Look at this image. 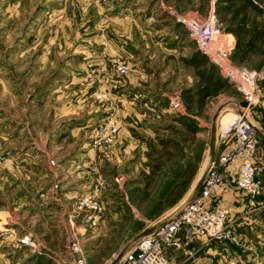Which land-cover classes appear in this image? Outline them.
<instances>
[{"label":"rangeland","instance_id":"obj_1","mask_svg":"<svg viewBox=\"0 0 264 264\" xmlns=\"http://www.w3.org/2000/svg\"><path fill=\"white\" fill-rule=\"evenodd\" d=\"M210 11L233 40L231 65L264 70V0H0V264L68 258L70 221L81 228L78 202L95 188L104 210L80 229L87 263L117 264L197 191L212 125L215 154L245 103L199 51L164 55L196 50L177 15ZM109 121L118 132L94 145ZM23 234L39 253L13 247Z\"/></svg>","mask_w":264,"mask_h":264},{"label":"built area","instance_id":"obj_2","mask_svg":"<svg viewBox=\"0 0 264 264\" xmlns=\"http://www.w3.org/2000/svg\"><path fill=\"white\" fill-rule=\"evenodd\" d=\"M176 20L185 26L193 40L195 49L215 64L225 78L241 95L245 106L240 107L231 121L220 126L222 147L212 156L206 165L204 178L198 190L174 214L159 222L149 233L139 238L135 245L127 250L117 264H169L165 248L175 243L177 234L182 231L188 240L201 239L206 242L231 239L228 227V215L231 208L221 203L232 190H239L251 198L262 193V184L256 178V162L264 159V142L250 114L253 109L263 113L264 128V70H247L231 65L230 53L233 40L224 34L216 15L210 11L205 17L177 15ZM129 67L124 62L116 64L118 75H126ZM169 107L182 113L183 106L177 94L169 97ZM118 132L114 121L105 124L103 134L94 141V145L111 142ZM259 149H262V157ZM54 164L51 159L49 161ZM97 188L92 194L82 198L77 205V214H82L80 226L71 220L67 233V249L72 255L71 264H88L81 242L83 231L95 227L103 215L104 206L96 201ZM253 204V198L249 200ZM20 244L27 246L31 253H39L38 244L29 234H23Z\"/></svg>","mask_w":264,"mask_h":264},{"label":"crops","instance_id":"obj_3","mask_svg":"<svg viewBox=\"0 0 264 264\" xmlns=\"http://www.w3.org/2000/svg\"><path fill=\"white\" fill-rule=\"evenodd\" d=\"M177 47L178 45L174 44L170 49L174 52L164 55L165 64L169 60L182 59L186 62V60L190 59L189 61L194 62V60L197 61L199 58L204 57L197 50L189 53L184 51L183 47H180L182 51L178 54V52H175ZM153 56L156 57V54H149L150 59ZM175 64L174 62L172 71L174 69L180 71L179 67L181 66H175ZM250 117L258 129L261 140L264 142L262 111L258 108L253 109ZM259 152L262 157V149ZM256 178L261 182L263 188L262 193L252 197L253 204L249 203L252 198L239 190H232L221 200L223 205L231 208L228 215L231 239L209 242L201 239L188 240L185 238L184 233L180 231L176 236L175 243L165 248V255L169 264H264V159L262 158L256 162ZM5 245L0 244V248L5 247ZM12 245L15 249L23 246L28 250L23 244ZM7 256L11 257L10 254H7ZM71 259L72 255L68 256V258H60V260L58 258L47 259L34 256L27 261V264H60V261L64 264H71ZM87 259H89L88 253H86Z\"/></svg>","mask_w":264,"mask_h":264},{"label":"water","instance_id":"obj_4","mask_svg":"<svg viewBox=\"0 0 264 264\" xmlns=\"http://www.w3.org/2000/svg\"><path fill=\"white\" fill-rule=\"evenodd\" d=\"M214 136H215V128H214V125H212L211 131H210V150L212 152V156H214V151H213ZM203 178H204V173H203L202 177L200 178V180L198 182V188H199Z\"/></svg>","mask_w":264,"mask_h":264},{"label":"bare ground","instance_id":"obj_5","mask_svg":"<svg viewBox=\"0 0 264 264\" xmlns=\"http://www.w3.org/2000/svg\"><path fill=\"white\" fill-rule=\"evenodd\" d=\"M229 115V114H228ZM228 115H226L225 117H228ZM232 118L230 119H225L224 122L222 123V126H225L226 124H228L231 121Z\"/></svg>","mask_w":264,"mask_h":264}]
</instances>
